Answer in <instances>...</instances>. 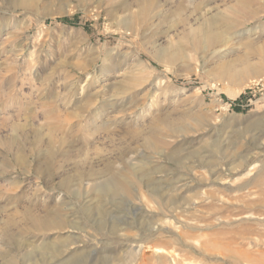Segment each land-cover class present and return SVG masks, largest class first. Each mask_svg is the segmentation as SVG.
Wrapping results in <instances>:
<instances>
[{"label":"rangeland","instance_id":"374dc122","mask_svg":"<svg viewBox=\"0 0 264 264\" xmlns=\"http://www.w3.org/2000/svg\"><path fill=\"white\" fill-rule=\"evenodd\" d=\"M0 264H264V0H0Z\"/></svg>","mask_w":264,"mask_h":264},{"label":"bare ground","instance_id":"6f19581e","mask_svg":"<svg viewBox=\"0 0 264 264\" xmlns=\"http://www.w3.org/2000/svg\"><path fill=\"white\" fill-rule=\"evenodd\" d=\"M109 179V178H108ZM112 179V178H111ZM121 179V178H120ZM91 181V180H90ZM109 183H110V185H111V187L113 188V189H115V190H120L119 188V185L117 184V179H112L111 181H108ZM107 185V184H106ZM108 189V188H107ZM29 213V212H28ZM31 213H29V215H30ZM49 214V213H48ZM33 215V214H32ZM28 216V215H27ZM34 216V215H33ZM49 216V215H48ZM51 216V215H50ZM30 217V216H29ZM32 217V216H31ZM31 217H30V221H28V222H30L31 223V221H33L34 220V218H33V220L31 219ZM43 217V216H42ZM41 216H40V218L38 217L36 220L38 221V222H40V223H44V224H46L45 222H50V221H52V219H47V218H42ZM27 222V223H28ZM36 222V221H35ZM35 222H33V223H31V224H33V225H35V224H38V223H35ZM35 223V224H34ZM53 223H54V221H53ZM42 225V226H45V225ZM48 224V223H47ZM50 225H51V223H49ZM39 225H41V224H39ZM50 225H49V227H50ZM56 225V224H55ZM62 225V224H61ZM47 226V225H46ZM53 227V226H52ZM55 227V226H54ZM58 227V226H57ZM50 229H52L51 227H50ZM55 229V228H54Z\"/></svg>","mask_w":264,"mask_h":264}]
</instances>
